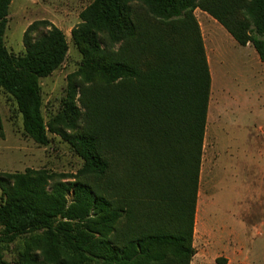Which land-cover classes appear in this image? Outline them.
Here are the masks:
<instances>
[{
    "label": "trees",
    "instance_id": "1",
    "mask_svg": "<svg viewBox=\"0 0 264 264\" xmlns=\"http://www.w3.org/2000/svg\"><path fill=\"white\" fill-rule=\"evenodd\" d=\"M12 1L0 0V87L15 99L27 136L47 145L50 133L59 135L84 163L76 174L0 172V264H190L212 88L194 12L207 11L264 61V0H93L71 31L80 66L48 121L41 79L66 60L67 35L36 20L24 32L25 52L12 53L5 43ZM138 4L152 28L136 22ZM146 51L157 60L142 67ZM105 152L125 163L115 200L79 179L107 178ZM136 191L146 198L138 215L147 224L120 237L121 219L136 215L129 196ZM19 238L22 248L7 260L5 248Z\"/></svg>",
    "mask_w": 264,
    "mask_h": 264
},
{
    "label": "rangeland",
    "instance_id": "2",
    "mask_svg": "<svg viewBox=\"0 0 264 264\" xmlns=\"http://www.w3.org/2000/svg\"><path fill=\"white\" fill-rule=\"evenodd\" d=\"M92 1H12L5 32V43L12 53L25 52L24 32L36 20H50L67 35L66 60L50 76L41 79L46 121L63 109L69 75L80 66L82 54L72 40L71 31L81 21V11ZM201 10L208 13L201 8L194 13L212 71V88L194 225L195 254L190 264H220L219 258L223 264H264V61L250 43L249 48L238 44L216 21L207 23L208 29L203 27ZM134 18L141 29L152 28L156 23L139 4L135 5ZM156 60L151 51L139 55L142 67ZM78 104L85 112L83 103L78 101ZM0 111L4 122V136H0V172L45 168L76 174L82 167L84 160L59 135L50 133L51 141L47 145L37 144L27 136L15 99L1 87ZM88 123L83 121L80 129L87 128ZM104 155L111 162L107 178L96 180L82 176L79 179L115 200L125 163L115 159L112 153ZM129 196L135 198L136 215L121 219L117 226L120 237L135 234L141 223L147 224L138 215L145 196L138 191ZM23 244L24 239L19 238L6 247L5 258L13 261Z\"/></svg>",
    "mask_w": 264,
    "mask_h": 264
},
{
    "label": "crops",
    "instance_id": "3",
    "mask_svg": "<svg viewBox=\"0 0 264 264\" xmlns=\"http://www.w3.org/2000/svg\"><path fill=\"white\" fill-rule=\"evenodd\" d=\"M198 10H199V8H198ZM202 11V10H201ZM197 12V9L195 10V13ZM204 11H202V13L200 12V15H201V17H202V19L204 20V25H202L203 27H205L206 29H208V27H207V23H210V24H214L215 22L214 21H216V23H218L219 25H221L220 27H223L224 28V26L221 24V23H219L214 17H212L211 15H209L208 13H203ZM201 22V21H200ZM200 24H202V23H200ZM202 27V28H203ZM225 29V28H224ZM229 33V32H228ZM230 34V33H229ZM231 35V34H230ZM232 36V35H231ZM233 37V36H232ZM234 39V38H233ZM235 40V39H234ZM233 41V40H232ZM236 41V40H235ZM243 46V45H242ZM244 47H246V48H249V47H251L250 46V44H247V45H245ZM252 51H254L253 53H255V50L253 49ZM260 58V57H259ZM261 60V59H260ZM262 61V60H261ZM210 69H211V67H210ZM211 71V70H210ZM211 73H212V71H211ZM212 75V74H211Z\"/></svg>",
    "mask_w": 264,
    "mask_h": 264
}]
</instances>
